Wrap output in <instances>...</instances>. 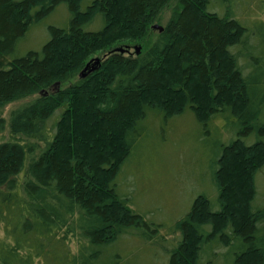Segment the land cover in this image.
<instances>
[{"label":"trees","instance_id":"1","mask_svg":"<svg viewBox=\"0 0 264 264\" xmlns=\"http://www.w3.org/2000/svg\"><path fill=\"white\" fill-rule=\"evenodd\" d=\"M84 1L0 0V264H130L125 239L163 243L121 183L145 123L163 117L166 128L190 113L204 144L219 132L215 171L211 194L176 223L182 241L161 246L167 263L264 264V22L245 23L264 2ZM60 5L68 23L46 29ZM40 27L48 42L19 55ZM125 45L146 49L112 52Z\"/></svg>","mask_w":264,"mask_h":264},{"label":"rangeland","instance_id":"2","mask_svg":"<svg viewBox=\"0 0 264 264\" xmlns=\"http://www.w3.org/2000/svg\"><path fill=\"white\" fill-rule=\"evenodd\" d=\"M92 1L85 0L83 5L87 7ZM253 1L255 2V0H240L239 5L247 8ZM263 2L264 0L259 1L261 7L263 6ZM256 5L257 3L253 4L252 10L247 13L249 16L244 17L246 19L245 23L264 22V13L261 12L259 14L254 10L257 9ZM174 7L175 4L173 3L172 6L163 12L160 20L154 24V40L157 37L158 31L155 27L165 25ZM231 10L232 12L235 11L233 8ZM216 11L219 12V9ZM69 19L67 7L60 5L57 11L48 20L44 21V25L46 29L49 26L61 28L64 24L68 23ZM96 22L97 24H94L95 28L91 25L89 30L95 31L102 28L103 23L100 20ZM44 31L42 27L34 30L32 37L26 42L24 52L20 50L19 55H24L28 51H40L43 47L40 44H45L49 40V34L46 35ZM130 46H118L112 52L119 51L120 48H130ZM131 48L132 55L136 52L135 48L141 49V52L143 49H146L138 45H132ZM100 65L101 63L94 66V68ZM83 74L82 71L80 76L83 77ZM79 78V76H76L72 81L64 85L57 83L52 88V91L55 92L59 91L60 88L73 86ZM33 99L29 98L9 105L6 108V116L8 117V114L13 109L31 102ZM174 122H171L166 128L163 117L156 124H153L152 120L151 122L149 120V123L146 122L144 125L146 127L145 133L142 134L136 145V149L129 161L131 163L125 169L127 176L121 183V186L127 187H124L123 195L130 197V207H132L136 214L143 215L147 218L148 222L160 227L158 238H160V241H164L160 244L130 237L125 239V242L123 241V248L129 251L131 249L135 252L130 264H168V255L164 250L173 251L177 247V244L182 241L181 233H172L176 229V223L182 220L191 210L193 200L197 196L211 194L212 181L210 177L213 176L215 170L209 155L212 156L216 152L215 145L218 143L217 134L219 132L215 130L211 137L207 139L208 144L206 143V145L201 138V128H197L191 113L182 118L179 117ZM173 123L174 125H172ZM218 124L221 126L220 130L222 126H225L221 123ZM155 127L160 132H156ZM8 138V133L0 135V143L7 141ZM232 138L233 136H226L224 141L228 143ZM259 174V176H256V187L259 191L256 206L264 204V169ZM211 198L215 200L214 195H211ZM162 245H164V250L161 248ZM137 251L138 253H136ZM128 256L129 258L132 257L131 254Z\"/></svg>","mask_w":264,"mask_h":264},{"label":"water","instance_id":"3","mask_svg":"<svg viewBox=\"0 0 264 264\" xmlns=\"http://www.w3.org/2000/svg\"><path fill=\"white\" fill-rule=\"evenodd\" d=\"M155 28H156L157 30H159L160 32L163 31V28L160 27V26H156ZM129 50H130V49H128V48H125V49H121V48H120L119 51H116V52H117V53H119V52H121V53H125V52H130ZM135 50H136V54L139 55L140 52H141V49H139V48H135ZM95 62H96V65L100 63V61H98V59H96ZM91 66H92L91 63L88 64L87 67H86V69H85V71L89 70V69L91 68ZM96 70H97V69L92 68L91 71L94 72V71H96Z\"/></svg>","mask_w":264,"mask_h":264},{"label":"flooded vegetation","instance_id":"4","mask_svg":"<svg viewBox=\"0 0 264 264\" xmlns=\"http://www.w3.org/2000/svg\"><path fill=\"white\" fill-rule=\"evenodd\" d=\"M127 55L130 56V55H132V53L127 54ZM105 57H106V56H103V59H104ZM96 59H98V61L102 60V58H101L100 60H99V58H96ZM95 63H96V62H95ZM101 63H102V61H101ZM93 67H94V66H93ZM93 67H91L90 70H91ZM88 75H89V74H87V73H86V74H83V78H86Z\"/></svg>","mask_w":264,"mask_h":264}]
</instances>
